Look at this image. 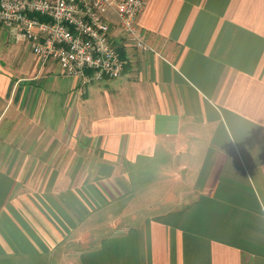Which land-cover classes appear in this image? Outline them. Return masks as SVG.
I'll use <instances>...</instances> for the list:
<instances>
[{"label":"crops","instance_id":"1","mask_svg":"<svg viewBox=\"0 0 264 264\" xmlns=\"http://www.w3.org/2000/svg\"><path fill=\"white\" fill-rule=\"evenodd\" d=\"M137 25L87 84L0 26V264H264V0Z\"/></svg>","mask_w":264,"mask_h":264},{"label":"built area","instance_id":"2","mask_svg":"<svg viewBox=\"0 0 264 264\" xmlns=\"http://www.w3.org/2000/svg\"><path fill=\"white\" fill-rule=\"evenodd\" d=\"M146 0H0V26L45 63L87 84L118 78L124 59L112 42L115 27L140 50H151L137 17ZM113 14L117 21L110 19Z\"/></svg>","mask_w":264,"mask_h":264},{"label":"trees","instance_id":"3","mask_svg":"<svg viewBox=\"0 0 264 264\" xmlns=\"http://www.w3.org/2000/svg\"><path fill=\"white\" fill-rule=\"evenodd\" d=\"M120 55H121V57H122V53H121V51H120Z\"/></svg>","mask_w":264,"mask_h":264}]
</instances>
